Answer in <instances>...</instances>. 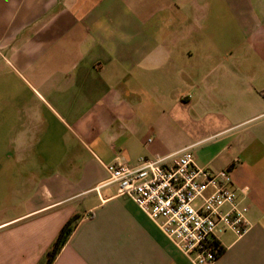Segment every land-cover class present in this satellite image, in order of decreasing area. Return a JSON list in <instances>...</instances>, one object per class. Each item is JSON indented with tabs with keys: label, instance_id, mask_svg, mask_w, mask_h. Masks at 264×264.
<instances>
[{
	"label": "crops",
	"instance_id": "obj_1",
	"mask_svg": "<svg viewBox=\"0 0 264 264\" xmlns=\"http://www.w3.org/2000/svg\"><path fill=\"white\" fill-rule=\"evenodd\" d=\"M228 170L248 228L212 264H264V0H0V264H192L108 165Z\"/></svg>",
	"mask_w": 264,
	"mask_h": 264
},
{
	"label": "built area",
	"instance_id": "obj_2",
	"mask_svg": "<svg viewBox=\"0 0 264 264\" xmlns=\"http://www.w3.org/2000/svg\"><path fill=\"white\" fill-rule=\"evenodd\" d=\"M106 170L118 194L131 199L192 264L216 260L219 234L239 238L247 231V207L240 204L229 171L196 167L188 150L168 163L141 158L136 168L112 164Z\"/></svg>",
	"mask_w": 264,
	"mask_h": 264
},
{
	"label": "trees",
	"instance_id": "obj_3",
	"mask_svg": "<svg viewBox=\"0 0 264 264\" xmlns=\"http://www.w3.org/2000/svg\"><path fill=\"white\" fill-rule=\"evenodd\" d=\"M78 219V216L74 215L64 223V225L59 230L57 236L55 237L54 241L52 242L51 246L46 251L42 259L38 262V264L53 263L62 247L66 244L74 228L76 227ZM215 245H217V243ZM217 252L219 255L222 252V249L218 247Z\"/></svg>",
	"mask_w": 264,
	"mask_h": 264
}]
</instances>
